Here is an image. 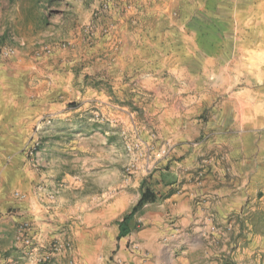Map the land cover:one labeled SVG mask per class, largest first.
<instances>
[{"label": "rangeland", "instance_id": "rangeland-1", "mask_svg": "<svg viewBox=\"0 0 264 264\" xmlns=\"http://www.w3.org/2000/svg\"><path fill=\"white\" fill-rule=\"evenodd\" d=\"M0 61L27 73L28 84L36 74L64 83L68 98L3 161L0 234L13 253L39 234L54 236L53 251L72 247L76 202L94 190L90 167L101 156L109 185L122 175L124 188L141 177L147 187L156 148L171 134L199 143L225 170L231 155L243 160L250 130L264 134V0H0ZM256 148L240 169L250 191L235 203L213 195L191 264H264Z\"/></svg>", "mask_w": 264, "mask_h": 264}, {"label": "crops", "instance_id": "crops-1", "mask_svg": "<svg viewBox=\"0 0 264 264\" xmlns=\"http://www.w3.org/2000/svg\"><path fill=\"white\" fill-rule=\"evenodd\" d=\"M16 68L0 61V172L5 168L3 161L13 153L11 145L19 144L27 136L28 127L39 116L55 113L68 101L67 97L61 100L66 96L64 83L46 81L36 74L35 82L28 84L27 73L13 70ZM178 135L171 134L162 148H156L149 169V186L158 199L144 205L131 222L129 234L119 237V221L139 202L143 177L124 188L121 175L120 183L109 185L105 155L95 165L98 167H90L98 176L94 190L85 187L83 197L76 202L75 217L81 228L73 234L72 247L53 251L54 236L39 234L35 246L13 253L4 239L7 237L0 234L4 264H68L71 259L75 264H191L190 259L199 254V222H207L214 207L213 195L220 192L221 200L231 199L235 203L238 194L244 192L246 197V191H250L245 189L250 183L248 174L240 169L242 162L245 167L253 163L255 145L259 156L254 163L259 168L264 166V134L256 135L250 130L254 141L243 145V160L229 157L228 170L221 158L199 150V143L190 144ZM236 148L235 143L231 144L235 152L239 147ZM115 171L118 174L117 161ZM215 178L222 182L219 189L213 188ZM36 209H40L38 205ZM105 255H113V260L108 262ZM97 257L102 259L95 262Z\"/></svg>", "mask_w": 264, "mask_h": 264}, {"label": "trees", "instance_id": "trees-1", "mask_svg": "<svg viewBox=\"0 0 264 264\" xmlns=\"http://www.w3.org/2000/svg\"><path fill=\"white\" fill-rule=\"evenodd\" d=\"M141 187L142 192L139 202L123 216L121 221H119V237H123L131 232V222L134 220L135 216L140 212V210L146 203L154 202L158 199L157 194L153 189L150 188V186L145 187L144 185H142Z\"/></svg>", "mask_w": 264, "mask_h": 264}]
</instances>
